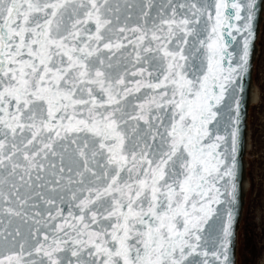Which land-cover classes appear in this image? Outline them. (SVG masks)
Here are the masks:
<instances>
[{
    "label": "snow or ice",
    "instance_id": "obj_1",
    "mask_svg": "<svg viewBox=\"0 0 264 264\" xmlns=\"http://www.w3.org/2000/svg\"><path fill=\"white\" fill-rule=\"evenodd\" d=\"M258 6L0 0V264H235Z\"/></svg>",
    "mask_w": 264,
    "mask_h": 264
},
{
    "label": "rangeland",
    "instance_id": "obj_2",
    "mask_svg": "<svg viewBox=\"0 0 264 264\" xmlns=\"http://www.w3.org/2000/svg\"><path fill=\"white\" fill-rule=\"evenodd\" d=\"M252 91L247 119L246 151L247 191L237 236V264H260L264 256L261 236L264 225L261 206L264 204V5L253 63Z\"/></svg>",
    "mask_w": 264,
    "mask_h": 264
},
{
    "label": "water",
    "instance_id": "obj_3",
    "mask_svg": "<svg viewBox=\"0 0 264 264\" xmlns=\"http://www.w3.org/2000/svg\"><path fill=\"white\" fill-rule=\"evenodd\" d=\"M206 3H212L213 0H204ZM259 6L256 10L255 17L252 21V36L250 38L249 47V63L248 68L245 72L241 74L240 84L242 85V96H241V128H240V143L237 152V193L235 201V213H236V223L234 225L235 237H234V247H233V258L235 264H237V236L238 230L242 218V211L244 206V195H245V183H246V151L248 148V128L247 119L249 114V105L251 103L252 94V82H253V63L256 51V42L258 38V32L260 28V22L262 17V10L264 5V0H258ZM231 11V10H230ZM224 39L227 41L229 48L228 51L233 53V63L235 64L239 58V54L242 50L244 36L233 32L232 36L225 35ZM199 63V60H196Z\"/></svg>",
    "mask_w": 264,
    "mask_h": 264
},
{
    "label": "bare ground",
    "instance_id": "obj_4",
    "mask_svg": "<svg viewBox=\"0 0 264 264\" xmlns=\"http://www.w3.org/2000/svg\"><path fill=\"white\" fill-rule=\"evenodd\" d=\"M255 93L253 94V91H252V94H251V101L255 98ZM255 100V99H254ZM245 191H247V180H246V183H245Z\"/></svg>",
    "mask_w": 264,
    "mask_h": 264
}]
</instances>
